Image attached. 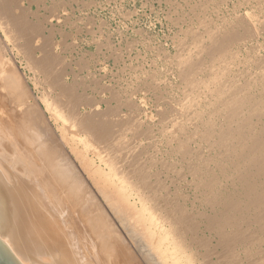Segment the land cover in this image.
<instances>
[{"label":"bare ground","instance_id":"obj_1","mask_svg":"<svg viewBox=\"0 0 264 264\" xmlns=\"http://www.w3.org/2000/svg\"><path fill=\"white\" fill-rule=\"evenodd\" d=\"M57 1L59 2V0ZM173 1L175 4L178 2L175 0ZM184 1H186V8L190 9L184 13L180 8L181 11L186 17H189L190 13H192L193 17L197 16L198 19H196L198 22H196L199 25L197 27L191 25L189 21H193L192 16L185 20L186 29H183L185 31H183L185 37L184 40H182H186V42L180 43L178 41L181 46L180 48L176 47L178 53L174 54L176 55V61L174 62H176L175 74H177L176 76L179 81L176 83L179 96L173 100L174 103L170 102L168 101L170 96L167 97L170 92L167 89H163V87L169 83H165L166 85L164 84L162 86L158 84L159 82L154 77L153 79L155 80L148 79L144 76V78H138L140 79V83H138L143 85L146 91L155 95L158 104L162 106L166 104L167 106H161L160 109L156 108L157 106L153 108H156L154 111L161 116V118L158 117L159 120L156 118L155 121L161 124V130H159V128L158 130L161 131L160 133H162V137L165 139L163 143L166 145L164 146L166 148L162 151L166 150L167 159L164 158L166 161L164 160V162L162 159L156 160L155 151H157V147H155L156 150L153 151L154 153H151L154 154L153 156L146 149L149 154L147 157L149 160H142L143 157L146 158L147 156L145 149H134L137 146L132 148L134 150L130 148L131 145L134 146L133 142L130 141L133 140L132 138H135L133 137L134 132L131 137L132 130L130 132V140L123 139L124 131L130 129L131 125H134L133 131L136 130V136L137 132L138 135L142 134V136H145L143 133H147L153 125V119L145 118V116V119L142 118L143 104L141 100L137 103L134 98L129 97L130 95L127 94L128 97H126L127 99H125L122 104L124 107H127V110L129 109L128 111H130L131 114L128 116L120 118L116 114L117 119L116 117L114 118V116L110 117L115 115L111 112L114 113L117 110V106H121L119 104L121 102L118 103L117 101L118 105L116 106L115 102V105H112L114 109H110V113L106 112V114H101L98 112L99 107H94L93 104H90L91 109H87L88 112L85 111L86 113H80L74 105L71 108L72 113L69 112V115L63 114L61 117V119L64 117L67 123V125L64 126L65 129L61 130L65 131L68 127L71 128H68V130H71L69 132L72 136H69L70 138L69 140L66 139V142L75 141L79 144L78 146L81 145V151L78 152L80 148L76 149L78 153L75 155L84 158L81 160H83V165H85V171L90 174V176H88L90 177L89 184L82 181L80 177H76V173H74L73 175L75 177H73V179L75 178L76 184H74V180L71 181L74 186L70 182L71 185L69 184L68 187L71 186V188L68 190L65 187L68 191H66L67 193L64 192V196L56 194L57 197L51 195L48 196L47 200H44L43 197H41L43 195L39 191L37 185H34L33 182H22L25 187L31 189L35 193V203L38 207L39 214L51 211V217L57 218L64 213L63 216L70 219V214L72 212V225L69 226L72 228L73 245L78 252H83V254L91 259V264H264V0H244V3L251 5L253 10H251L252 8L250 9V6L245 11V8L243 11H240L241 9H238V11L237 8H234V12L232 9H229V11L233 13L230 15L228 13L229 16L225 13L228 17H220L218 21H214V19L211 20L212 17H208L207 12L210 7L216 8L220 4V0ZM21 2L22 0H0V17L4 16L6 18V20H3L4 24L2 23V18L4 19V17L0 18V25L3 24V26L6 27H4V29L10 28L9 30L13 32L14 38L17 34L16 39L19 40L21 38L20 35H22L21 31L24 32L23 29L26 28L25 30L28 29L30 32H35L41 30V28L45 26V24L44 26L42 25L41 19V23L38 25L36 24L37 26L35 25L36 27L34 26L35 28H33V26L30 27L26 22L21 21V16L20 18L16 17V9L21 6ZM14 7L16 8L13 12ZM173 7L172 10L174 9ZM214 10L217 12L216 9ZM30 11L31 10H29V12ZM176 11L174 13H176ZM12 12L14 14H12ZM182 12L181 14L180 12L178 13L183 15ZM22 16H24V14ZM176 16L173 18H176ZM180 17L182 18V16ZM17 18H19L20 22L17 21ZM46 22L48 23V20H46ZM185 22L183 20V23ZM14 31H18L19 34L17 32L14 35ZM50 31H52V29ZM7 34L8 33H6V35ZM31 34L34 35V33ZM9 35L8 40L12 41L11 44L13 43L14 47H17L19 43L14 39L12 40L13 37L10 38L11 35ZM29 36L31 35L29 34ZM0 37L3 38L2 36ZM50 42L52 43V39L50 40L49 38V40L42 43L41 46L38 45L42 52L40 57L38 55L40 58L38 60H36L37 57L34 58L36 56L34 54V45L31 46L30 44L31 47L25 46L24 56L28 59L27 61L30 62L29 64H33V69L34 66H37V68H44V66L48 65L47 67H49L50 64L59 58H56L57 55H52L54 53V51H51L53 43L51 44ZM20 43L23 45L22 42ZM4 44L2 40L0 42V53L1 51L5 52L4 48L7 46H4ZM19 46V50H22L20 49L22 46ZM37 50H39V48H37ZM29 64L27 65L31 66ZM54 64L53 68H55ZM41 68L40 72L43 71ZM63 68L64 67L61 66L62 70ZM15 69V66L13 67V63L11 62L9 69L10 73L5 71L12 75L10 79H13L14 76V80H16L13 87L17 86L18 89L15 88L19 91L16 89L12 91L16 93L19 92L20 94L17 93L16 95L19 94L18 96H21V98L23 97L22 99H28L29 97L26 96L27 94L25 92V86L27 85L24 86L25 88L22 86V84L25 83L19 80L20 77ZM38 71L39 69L37 72ZM53 73L51 70L47 77L48 80L45 79L46 75H44L45 78H40L48 81V87L56 83L62 90H67L68 82L64 81L65 78L63 79L60 73H56L58 76ZM6 80L8 82V79ZM36 82H38L37 79ZM94 82L96 83V80ZM15 83L18 85H15ZM101 86H103V84ZM103 88L100 90H103ZM132 89L134 90V88ZM168 89L170 88L168 87ZM68 90H70V88ZM114 92L116 93V90ZM47 94L49 95V93ZM56 95L54 94L53 97H56ZM87 96L88 95H86V97ZM55 97L52 98V96L46 95L45 97L42 96L41 99L44 100V103L47 102L45 104L51 105L55 102ZM119 97L120 96H118V98ZM155 97L154 105H157ZM21 98H18L19 102H23V100H20ZM66 99H64V101ZM107 99L101 98L104 103ZM25 100L23 102L26 104L25 106L21 102L19 104L24 106L25 111H29V109L31 110V106H28L30 104L29 102H25ZM94 100L91 102L97 103L96 101L98 99L96 101ZM114 101L116 100L114 99ZM59 103H61V100ZM61 106L62 107L58 105L55 107L56 112L63 108L62 104ZM108 106L110 105L108 104ZM108 106L106 107L108 108ZM158 106L160 107V105ZM46 107L49 108L48 106ZM118 109L121 113H124L120 110L122 109L121 107ZM32 110H34L33 105ZM56 112L54 113L56 114ZM117 112L118 110L116 113ZM61 113H64V111ZM172 113L174 114L173 118L168 119ZM40 114L42 115L43 113ZM57 114L56 118L58 116ZM125 114L127 113H124V115ZM37 115H39V113L32 115L33 117L31 116V118L33 119L37 117ZM59 115L61 116L60 112ZM153 118H155V116ZM61 119H59V121ZM35 121H37V119ZM39 121L41 122V120L38 119L37 123L40 124ZM168 121L170 122V126H167ZM60 125L58 127L62 128ZM157 127L155 128L156 130ZM22 131L23 129L21 132ZM64 131L63 133H66ZM24 132L25 135L26 131ZM150 132L153 133L151 130ZM63 133L59 136L61 140L63 136H65L62 135ZM33 134H31V136H35L36 133ZM27 135L29 136V134ZM33 136L31 139L34 138ZM146 136H148V134ZM152 138L153 137L150 136V141ZM135 139L133 141H135ZM138 139L139 137L136 139V145ZM146 141L144 143H147ZM51 143L52 142H50V144ZM72 143L73 142H70L71 145H73ZM102 143L105 145H102ZM128 143L131 144L129 145ZM148 143L150 142L148 141ZM38 145L39 144H37V146ZM67 145L68 148L69 144L67 143ZM75 145H73V148L76 147ZM154 145L153 149L149 145L148 146L154 150ZM142 146L144 147L145 145ZM62 147L63 146H61V148ZM128 147L130 151H125ZM70 148H72V146H70ZM73 148V151L71 150L72 152H74ZM35 149H38V147ZM159 149L160 148H158V150ZM51 150H53V148H51ZM109 150L112 152H109ZM143 150L146 156L145 154L143 155ZM87 151L91 154L93 153L99 161L96 163L92 158H88ZM63 152L65 153V151ZM158 153L157 155L161 158V152L158 151ZM28 154L30 155V150ZM61 155L59 154L60 157ZM31 156L32 155H30V157ZM23 158L21 157L22 160ZM32 160L36 161L37 158L35 157ZM65 160L66 159H64V162ZM158 160L164 163L163 170L166 172V177L164 176L165 178L163 179L159 175L164 172H159L158 175L156 172L157 170H155L156 161ZM57 161L60 160L57 158L56 162ZM159 163L162 165L161 162ZM54 164L56 163L54 162ZM71 164L72 166L74 165L73 162ZM50 165L54 167L53 163ZM159 165L158 167L161 166ZM33 166L31 168H33ZM55 167L59 168L60 166L55 165ZM69 169L70 168H68V170ZM48 173L52 175V178H47V176L46 178L49 186L53 188L56 183V185H58L60 182L58 183L56 174H53L54 172L52 173L49 170ZM59 175L60 177L62 176L61 174ZM65 176L66 174H64V177ZM67 176L66 179L69 181L71 176L70 174L69 178H67ZM60 177V181L66 180H61ZM4 178H6V176H4ZM67 180L64 183H66ZM46 184L47 182L45 181V185ZM63 185L61 184V186L58 187L62 188ZM185 190L192 196V198H190V208H187L189 197L185 194L186 192L184 193ZM60 205L64 207H60ZM71 205L72 211L70 212L69 210L67 212V209ZM63 209H65V211H63ZM65 212L69 214L68 217ZM109 216L113 218L115 224ZM61 218L62 217H60V219ZM114 225L122 227L125 235L122 236L123 233L120 235L121 233L119 232L121 231ZM125 236L126 238L124 239ZM2 240L7 244V248L13 252L14 256L17 257L19 264H32V261L23 260L17 255V249L7 241L6 235H2ZM33 248H36V253H40V244H33ZM60 256H63V252L60 253ZM36 259L42 264H48L45 263L47 260H44L43 255H36ZM57 261L60 262V257Z\"/></svg>","mask_w":264,"mask_h":264},{"label":"rangeland","instance_id":"obj_2","mask_svg":"<svg viewBox=\"0 0 264 264\" xmlns=\"http://www.w3.org/2000/svg\"><path fill=\"white\" fill-rule=\"evenodd\" d=\"M56 1L57 0H52V1L51 0H22L21 6L18 9H16L17 11L15 10L17 13V14L15 13V16L17 15L16 17H19V18L21 16L20 20L26 22V24H28V26H30V27L33 26V28H35L41 22H42V25L44 26V24H45V26H44V28L42 27L43 29L41 28V30H37L35 32H30L28 29L25 30L26 28L23 29L24 32L26 31L28 34L26 32L24 33L23 31H21L22 35H20L21 36L20 40L16 39V37H17L16 33L18 31L17 32L14 31L15 32L14 35L16 34L15 35L16 37L14 38L13 32H10L11 30H9L10 28L4 29L5 26H3V24H4L3 20H6V18L4 16H1V17H4V19L2 18L3 24L0 25V28H1L0 29V36L3 37V38L0 37V42L3 40V44L5 42L7 43V44L6 43L4 44V46H7L4 48L5 52L1 51V53H0V171H2L4 173V176H6L5 179H6V182L8 184L15 185L13 175H17L19 180H21L20 181L21 183L22 182H33L34 185H37V187L39 188V191L43 195L41 197H43L44 200H47L48 196H51V195L56 196V194H59V195L64 196V194L67 193L66 191H68L71 188V186L68 187V185L69 184L71 185V183H72L71 181H73L75 179V178L73 179V177H75L73 175L74 173H76L75 174L76 177H78V178L80 177V179L82 181L89 184L90 177H88V176H90V174L87 171H85V167H84L85 165H83V160H81L84 158H80V156L75 155L79 151H81V148H80L81 145L78 146L79 144H77L75 141H70V142H73L72 143L73 145L76 144L75 145L76 147L73 148L74 146L71 145L70 142H66L72 136V135H70V132H69L71 130H68V128H70V127H68V128L66 127L67 130H65V131L63 130L66 133H63V131L61 130V129H65L64 126L67 125L65 118L63 117L61 119L62 115L63 114L69 115V112L72 113L71 108L74 105L77 107L76 109L78 112L86 113L85 111L88 112L89 108L91 107L90 104H93L94 107H97V108L99 107L98 112H100L101 114H106V112H108V113L111 112L110 109L111 110L114 109L113 106L115 104H116V106L118 105L117 104V101H118V103L121 102V103H119L121 106H117V110H118L119 114H118V112L116 113V111H117L116 110L114 113L111 112L112 114H115V115H112V116L109 115L110 117L114 116V118L116 117V119H117V116H119L121 118V117L128 116L129 114H131L130 111H128L129 109L127 110V107L126 106L124 107L122 104V102H124L125 99H127L126 97H128V95H130L129 97L134 98V100L137 103L140 102V100H141V102L143 104L142 118L143 119L149 118L151 120L153 119L152 120L153 125H152V128L150 129L151 131H153V133L150 132V130H148L149 132L147 131V133H143L145 136H142V134L138 135V132H137V136H136V134H135L136 130L133 131L134 125H131L130 129L125 128L126 130L125 131L123 130L124 131L123 134L125 135V136L123 135V139L130 140V138L132 137L133 132H134L133 137H135L136 139L139 137V139L137 140V145H136V139L132 138L133 140L135 139V141H133L131 139L132 141H130V142H133V144H134V146H132V145L130 146L131 149L134 148L135 146H137L134 149L144 148L145 151L147 149V151L151 154L153 151L156 150L155 147H157V151H155L156 152L155 153L156 154L155 155L156 160L162 159L164 161L165 160L164 158L167 159L166 150L162 151L163 149L166 148V147H164L166 145L163 143V141L165 139H163L164 137H162L163 135H162V133H160L161 131H159V130H161V124H160V122L158 124V122L156 123V121H155L156 118L157 119H158V117L161 118V116H159L156 113V111H154V110H156V108L160 109L162 105L157 103V100H156V97L154 94H151L149 91H146L145 90L146 88L143 85L139 84L140 79H138V78H140V77L142 78L144 76V77H146L148 79L150 78L152 80L154 77L159 82V83L158 82L157 83L162 85V86L165 83L166 84L169 83L168 85H170V86L165 84L166 86H164L163 89H167L170 92L169 95L167 96V97L170 96L168 98V101L174 103L173 100L175 98H177V96H179V91L177 90V84H176L179 81H178V78L176 76L177 74H175L176 73V71H175V65H176L175 63L176 62H174V61H176V55H174V54L178 53L177 52L178 49H176V47L180 48V46H181L180 43L186 42V40L183 41L184 37H185V35H184L185 31L183 29H186L185 20L188 19L190 16H192V13H190V12H189L190 13L189 17L188 16L186 17L184 15V13L190 9V8L189 9L186 8L187 5H186V1H184V0H175L176 2L178 1L176 4L173 0H168V1L167 0H62V1L59 0V2L57 1V3H56ZM237 1L240 3L241 6L239 5V3ZM219 5H218L219 7L217 6L216 8L210 7V9L208 10V12H207L208 17H210V18L212 17L211 20L214 19V21H218L219 20L218 18L226 17L228 15V13H229V15L232 14L234 12V8L235 9L237 8V10L241 9L240 11H243V9L245 8L244 9V11H245L250 6V9L252 8L251 10H253V7L251 5H248L247 3H244V0L243 1H241V0H234V1H232V0H220ZM234 5H236L237 7ZM232 6H234V7H232ZM172 7L174 8L173 10H172ZM15 8L16 7L13 8V12H14ZM180 8L183 10L184 13L181 11ZM214 9H216L217 12H215ZM229 9H232L233 12H230ZM29 10H31V11L29 12ZM175 11L177 13V16H176V13H174ZM13 12H12V14H14ZM178 12H180V14L182 12L183 15H180ZM23 14H24V16H22ZM220 14H222V15H220ZM175 16H176V18H173ZM180 16H182V18ZM19 18H17L18 22H20ZM196 18H197V16H194V17L192 16V20H193L192 22L193 23L191 21H189V22L191 23V25H194L197 27L199 24L197 23L198 18L197 19ZM38 19H39V21H38ZM40 19H41V22H40ZM35 20H37V21H35ZM42 20H45V21H42ZM46 20H48V23L46 22ZM178 20L181 22H179ZM183 20L185 23H183ZM0 21H1V19H0ZM174 23H176V24H174ZM1 26H3V27H1ZM178 26H179V28H178ZM55 27H56V29H55ZM51 29H52V31H50ZM7 30H8V32H7ZM5 32L8 34L6 35ZM9 33L11 36L9 35ZM31 33H34V35ZM18 34H19V32H18ZM26 34H27V37H26ZM29 34L31 36L32 35L33 36L31 37V36H29ZM35 34H37V35H35ZM8 35L10 36V38L13 37L12 40L13 39L16 40L20 44V46H22V47H20L19 44H17L20 47V49H22V50H19L18 46L14 47L13 43L11 44L12 41L8 40ZM45 35L47 38L45 37ZM28 37H29V39H28ZM49 38H50V40L52 39V43H53V45L51 47V51H54V53L52 55L53 56L57 55L56 58L57 57H59V58H57L52 64H50L49 67H47L48 65L44 66V68L43 67L37 68V66L36 67L34 66V69H33V64H29L30 62H28L27 61L28 59H26V57L24 56L25 55L24 54L25 46L28 47V46H30V44H31V46L34 45L33 46V47H35L34 54L36 55L34 58L37 57L36 60H38V59H40L39 58L40 54L42 55V52L40 51V46L42 45V43L47 42V40H49ZM260 40H262V39H260ZM39 41H40V43H39ZM20 42H22L23 45ZM10 45H11V47H10ZM38 45H40V46L38 47ZM10 48H12V49H10ZM37 48H39V50H37ZM71 49H73V50H71ZM57 51H58V53H57ZM34 54H33V56H34ZM38 55H39V57H38ZM171 55H172V57H171ZM166 56H168V57H166ZM9 59H10V62H9ZM11 62L13 63V67L15 66V68H16L15 71H16V73L18 72V75L20 78L18 76L17 77L19 78V80L21 82L25 83V84H22V86L24 87L25 85H27V86H25L27 89V90L25 89V92L27 95L26 94L25 95L29 98L26 99L24 97L27 101L25 99H22L23 97L21 98V96H18L20 94L19 92H17L19 94L16 95L17 93L12 91V90L15 91V89L16 88L18 89V87L17 86L13 87L14 82L16 81V80H14V76H13V79L12 78L10 79V77L12 75L6 73V72L10 73L9 69H10ZM169 63H170V65H169ZM27 64L31 65L32 67L28 66ZM53 64H54L55 68H53ZM85 65H87V66H85ZM61 66L64 67L63 70L61 69ZM31 68H32V70H31ZM40 68L43 71L40 72ZM38 69H39V71L37 72ZM51 70H52V73L53 72L55 73L57 71L56 73H60L63 76V79L65 78L64 81L68 82V89L70 88V90H68V89H67L68 91L62 90V88L58 84L56 85V83H54L53 85H50L49 87L47 86V85H49V83H47L48 82L47 77H48V74L51 72ZM2 71H3V73H2ZM86 71H88L89 73ZM164 71H166V72H164ZM56 73L54 75L58 76V74H56ZM152 73L154 76L152 75ZM44 75H46L45 76L46 78L44 77ZM36 76H37V78H36ZM40 77L47 79V80L44 79L45 83H44V80H42ZM6 79H8V82ZM36 79L38 82H36ZM155 79H153V80H155ZM95 80H96V83H98V84H96L94 82ZM12 81H13V83H12ZM101 83L103 84V86H101L102 85ZM16 84L17 83H15V85ZM35 86H36V88H35ZM168 87L170 89H168ZM51 88H52V90H51ZM101 88H103V90L105 88L106 89L103 91V90H100ZM132 88H134V90L136 88L137 89L134 91ZM82 89L85 93L82 91ZM99 90H100V92H99ZM115 90H116V93L114 92ZM17 91H19V90H17ZM44 92L49 93V95L52 96V98L55 97V96L53 97L54 94L56 95L58 93L55 97L56 100L53 104L48 105V104H45L47 102H45V103L43 102L44 100L41 99L42 96L43 97H45L46 95L49 96L47 93H44ZM30 93H31V95H30ZM85 94L88 95L89 97L88 96L86 97ZM62 95H64V96H62ZM114 95H116V96H114ZM131 95H133V96H131ZM118 96H120L119 97L120 99L118 98ZM14 97H17V98H14ZM75 97H76V99H75ZM154 97H155V101H156L157 105H154L155 104ZM18 98H21L20 100H23V102H24V100L27 103L29 102L30 105H28V104L27 105L31 106V110L29 109V111H25L24 106L26 104H24L22 101H20V102L24 106L19 104L20 102H19ZM59 98H61V99H59ZM93 98L96 100L98 99V100L96 101ZM101 98H103V99L108 98V99L104 103V101H102ZM109 98H110V100H109ZM64 99H66L68 101H66V100L64 101ZM114 99L116 101H114ZM60 100H61V103H59ZM93 100L96 101L97 103H92L91 101H93ZM107 103L110 106H108ZM61 104L63 105V108L61 110L64 111V113H61L62 111L58 110V109H57L58 112H56L55 107H57L58 105L60 107H62ZM32 105H33L34 110H32ZM52 105H53V107H52ZM105 105L108 106V108ZM144 105H145V107H144ZM158 105H160V107ZM35 106H36V108H35ZM46 106H48L49 108L51 107V108L49 109ZM65 106H69V107H65ZM163 106L167 107L166 104H163ZM103 107L104 108L106 107V108L104 109ZM120 107L122 108L120 110H122V112L127 113V114L124 115V113H121L118 109ZM154 107H156V108L153 109ZM145 109H146V111H145ZM52 110H53V113H52ZM125 110H127L129 113ZM34 112H36V113H34ZM54 112H56V114L58 113L57 118H56V114ZM59 112H60L61 116L59 115ZM38 113L40 116L37 115V117H34L33 118L34 121H33L31 116L36 115ZM40 113H43L44 115L42 114L43 115L42 116ZM116 114H117V116H116ZM144 116H145V118H144ZM146 116H148V117H146ZM154 116H155V118H153ZM173 116H174V114L172 113L168 117V119L173 118ZM36 119H37V121H35ZM38 119L41 120V122L39 121L41 125L39 123H37ZM56 119H58V120H56ZM59 119H61V120L59 121ZM23 122H24V125H23ZM169 124H170V122L168 121L167 126H170ZM33 125H35V126H33ZM59 125L62 126V128L58 127ZM154 125H155V127H154ZM37 126H40V127H37ZM156 127H157V130L155 129ZM19 128H20V130H19ZM158 128H159V130H158ZM168 128H170V127H168ZM22 129H23V131L21 132ZM40 129H41V131H40ZM59 129H60V131H59ZM131 130H132V133H131V137H130ZM155 130L158 132H156ZM24 131H26L25 135H24V133H25ZM47 132H48V134H47ZM33 133H36L37 135L35 134V136H33L34 135ZM51 133H53V134H51ZM61 133H63L62 135H65V136H63L62 140L59 137ZM140 133H142V132H140ZM27 134H29V136ZM31 134H33L32 136L34 138L35 137L36 138L31 139V137H32ZM147 134H148V136H146ZM26 135H27V137H26ZM48 136H50V137H48ZM150 136L153 137L151 139V141H150ZM61 138H62V136H61ZM64 140H65V142H64ZM70 140H72V139H70ZM142 140H145V141L147 140L146 142L148 143V141H149L150 143H148V144L144 143L145 141H142ZM39 142H41V143H39ZM50 142H52L53 144L52 143L50 144ZM138 142H139V144H138ZM67 143L69 144L68 148H67V146H68ZM37 144H39V145L37 146ZM32 145H34V146H32ZM102 145H105V144L102 143ZM142 145H145V146L143 147ZM148 145L152 149H153V145H154V150H152ZM21 146L24 148H22ZM43 146H45V147H43ZM61 146H63V147L61 148ZM70 146H72V148L74 149V152H72L73 150H72V148H70ZM36 147H38V149H35ZM50 147L53 148V150H51ZM78 148H80V149L77 152L76 149H78ZM130 148L128 147V149L125 151H128V150L130 151ZM158 148H160V149L158 150ZM57 149H58V151H57ZM69 149H70V151H69ZM134 149H132V150H134ZM29 150H30V155H32L31 157L28 154ZM62 150L65 151V153ZM25 151H26V153H25ZM45 151H46V153H45ZM145 151L143 150V155L145 154V156H146L147 151H146V153H145ZM158 151L161 152L160 153L161 158L159 157V155H157V154H159ZM87 152L89 153V154L87 153L88 158H92V160L96 161V163L99 161V159L93 153L91 154L89 151H87ZM109 152H112V151L109 150ZM162 152H163V154H162ZM19 153H21L22 155ZM50 153H52L53 155ZM26 154H27V156H26ZM41 154H42V156H41ZM46 154H48V155H46ZM59 154L60 155L62 154L61 157L59 156ZM90 154H91V156H90ZM93 155H94V157H93ZM148 155L149 154L147 153L146 158L143 157L142 160L144 159V161H145L147 159L146 161H148L149 160V158H147ZM151 155L153 156L154 154H151ZM56 156H57L58 160H60V161L56 162V160H57ZM76 156H78V157H76ZM21 157L22 158L24 157L23 160L21 159ZM33 157L34 158L36 157L37 160L36 161L32 160V159H34ZM28 158H31V159H28ZM64 159H66L65 162H64ZM69 159H71V160H69ZM28 160H31V161H28ZM163 161H161V160L156 161L157 163L155 166V170H157L156 172L158 173V175H159V172L165 171V170H163L164 169L163 168L164 163H162ZM54 162L56 164H54ZM72 162L74 163L73 166L71 164ZM159 162H161L162 165ZM52 163H53L54 167L52 165H50ZM58 163H60V164H58ZM55 165L56 166L59 165L60 167L59 168L55 167ZM81 165H83V166H81ZM158 165L161 168L158 167ZM32 166H33V168H31ZM37 166H38V168H37ZM66 167L70 168L71 171H70V169L68 170V168H66ZM65 169H67V170H65ZM158 169L163 170V171H159ZM37 170H40V171H37ZM49 170L52 173L54 172L53 174H56V178L58 179L57 181H58V183L60 182L58 185H56L57 184L56 183L53 188H52V186H49L48 180H47V178H49V177L52 178L51 177L52 175L48 173ZM32 171H33V173H32ZM63 172H64V174H66V176L68 174L67 178H69L71 176L69 181L66 179V176L64 177ZM59 174H61L62 176L60 177ZM69 174H70V176H69ZM160 174L161 175H159V176H161L162 179L166 177L165 176L166 172L160 173ZM46 176H47V178H46ZM58 176L61 178V180L66 179L67 182L64 183L66 180L60 181ZM84 176L87 178V180ZM30 177H32V178H30ZM45 181L47 182V184H46L47 186L45 185ZM61 184L62 185L64 184L62 186V188L58 187V186H61ZM74 184H76V180H74ZM74 184H73V186H74ZM65 187L68 190H66ZM92 190H93V188H92ZM44 193H45V195H44ZM184 193L189 197V201L187 202V208H190L189 207V206H191V204H190L191 199L190 198H192V196L187 190H185ZM58 201L60 202L59 199H58ZM60 207H64V206L60 205ZM69 210H70V212L72 211V205L67 209V212ZM63 211H65V209H63ZM66 214L68 217L69 214L68 213H66ZM63 215H64V213H63ZM63 215L60 216V217H62L61 219H62V223H63V231L72 236V231H71L72 228L70 227L72 225V212L70 214L71 215L70 219L66 218ZM60 217H57V218L60 219ZM111 219H112V222H114L113 218H111ZM114 224H115V222H114ZM114 226L116 228L118 227V230L121 231V232H119V233H121L120 235H122V233H123L122 236L125 235L122 227L117 226V225H114ZM125 238H126V236L124 237V239ZM79 254H80L81 258H80L78 264H91V259L88 256L83 254V252H81V251L79 252ZM53 256H54L55 260L57 261L58 258L60 257V253L55 254ZM43 258H44V260L45 259L47 260V261H45V263H48V264L52 263L53 264L52 255H45V257L43 255ZM16 259H17V257H16Z\"/></svg>","mask_w":264,"mask_h":264},{"label":"water","instance_id":"obj_3","mask_svg":"<svg viewBox=\"0 0 264 264\" xmlns=\"http://www.w3.org/2000/svg\"><path fill=\"white\" fill-rule=\"evenodd\" d=\"M13 178L15 185L8 184L0 171V264H19L2 235L17 249L18 256L32 264H42L36 255H52L54 264H78L81 256L72 236L63 231L62 219L51 217V211L39 214L35 193L17 175ZM33 244H40V253ZM62 252L60 262L56 261L53 255Z\"/></svg>","mask_w":264,"mask_h":264}]
</instances>
